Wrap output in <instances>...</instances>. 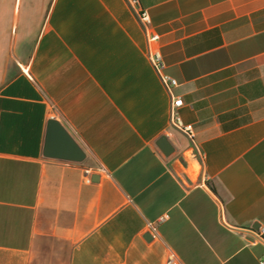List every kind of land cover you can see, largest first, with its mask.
Returning a JSON list of instances; mask_svg holds the SVG:
<instances>
[{
  "label": "crops",
  "instance_id": "0c3cea01",
  "mask_svg": "<svg viewBox=\"0 0 264 264\" xmlns=\"http://www.w3.org/2000/svg\"><path fill=\"white\" fill-rule=\"evenodd\" d=\"M138 2L169 88L126 0H0V264L264 259V0Z\"/></svg>",
  "mask_w": 264,
  "mask_h": 264
},
{
  "label": "built area",
  "instance_id": "2783aa9c",
  "mask_svg": "<svg viewBox=\"0 0 264 264\" xmlns=\"http://www.w3.org/2000/svg\"><path fill=\"white\" fill-rule=\"evenodd\" d=\"M127 4L130 8L139 16L143 30L146 37V44H147V57L151 62L153 68L157 72L160 77L161 82L169 88L170 85H174L176 83L175 79L163 74L161 71L164 68V62L161 58V55L158 49L155 47L154 43L158 39V35L148 29L147 25L149 24L150 20L146 13V11L141 10L139 7L138 0H126ZM182 104V99L180 97H175L172 101L171 109H170V122L173 127L185 133L189 138L192 139V126L191 124H185L182 122L181 118L176 112V108ZM154 229V227H153ZM252 237L254 240L264 241V226L259 225L257 229H251ZM175 262V256L173 253H170L166 263L173 264ZM259 264H264V259H259Z\"/></svg>",
  "mask_w": 264,
  "mask_h": 264
},
{
  "label": "water",
  "instance_id": "95a60500",
  "mask_svg": "<svg viewBox=\"0 0 264 264\" xmlns=\"http://www.w3.org/2000/svg\"><path fill=\"white\" fill-rule=\"evenodd\" d=\"M156 144L165 155L170 154L173 150V146L166 136H161ZM43 154L45 156L74 161H81L85 157V152L81 146L64 125L54 118H50L47 122ZM258 225L259 223L257 222L253 227H257Z\"/></svg>",
  "mask_w": 264,
  "mask_h": 264
}]
</instances>
